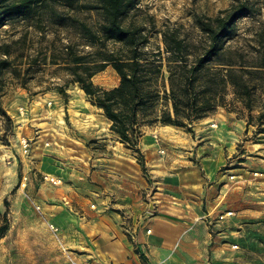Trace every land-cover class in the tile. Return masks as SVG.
<instances>
[{"label":"rangeland","instance_id":"rangeland-1","mask_svg":"<svg viewBox=\"0 0 264 264\" xmlns=\"http://www.w3.org/2000/svg\"><path fill=\"white\" fill-rule=\"evenodd\" d=\"M242 1L253 8V14L238 21L224 54L204 71L203 80L212 81L215 93L204 83L193 91V97L200 99L204 93L214 95L213 108L186 127L167 125L161 117L163 111H172V105L161 100L142 120L136 145L122 142L111 130L112 122L92 103L64 60L67 45L77 55L103 46L98 36L95 47L86 45L83 34L82 23L95 33L99 28L101 17L96 12L56 4L57 17L52 16V8L42 7L32 17L13 19L0 30V45L10 52L9 56L0 53V59L11 63L0 73V100L11 119L0 117V227L8 224L0 239V264H111L107 255L112 242L119 235L131 237L141 209L146 220L167 213V207L158 206L170 203L167 187L175 185L182 170L194 167L204 176L200 146L209 141L213 148L221 144L222 151L232 155L223 169L241 168L242 161L264 157V74L241 73L261 69L264 61V0ZM234 3L138 0L122 24L137 31L136 43L151 58L158 48L164 50L162 33L167 29L200 46L203 34L196 18H214ZM104 46L110 52L126 50L112 41ZM231 60L239 64L237 74L247 82L249 94H236L231 84L220 88L224 63ZM164 71L159 79L162 90L164 84L168 88ZM92 81L111 90L120 84V77L109 65ZM59 115L65 121L62 125ZM24 138L30 144L27 153L21 144ZM47 176L60 182L55 184ZM258 179L261 183L247 189L253 195H246L245 188L235 192L237 203L264 206L260 203L264 180ZM227 198L233 199V191ZM150 201L155 211H150ZM240 219L246 236L243 247H234L239 261L263 264L264 217Z\"/></svg>","mask_w":264,"mask_h":264},{"label":"trees","instance_id":"trees-1","mask_svg":"<svg viewBox=\"0 0 264 264\" xmlns=\"http://www.w3.org/2000/svg\"><path fill=\"white\" fill-rule=\"evenodd\" d=\"M233 1L235 3L230 9L220 12L214 18H196V24L203 34L200 46L180 38L174 29H167L162 33L164 50L158 48L151 58L147 57L144 47L136 43L137 31L122 24V19L138 5V0H0V30L13 19L32 17L42 7L52 8V16L57 17L53 9L56 4L74 10L96 12L101 17L99 28L95 33L82 23L83 34L86 45L95 47L98 36L103 46L87 55H77L67 45V57L64 60L71 64L75 81L92 103L102 109L112 122L111 130L122 142L136 145L141 134L142 120L155 111L161 100L171 102L172 105V111H163L161 117V122L167 125L186 127L203 118L213 108L211 98L214 95L205 97L207 95L204 93L200 99L198 95L193 97V91L204 83L208 91L215 93L212 81L203 80L206 78L204 71L212 61L224 54L226 41L233 36L238 21L253 14V8L246 1ZM108 41L120 43L126 50L121 53L106 51L104 45ZM0 53L10 55L7 46L0 45ZM88 56L94 60L87 61ZM109 65L120 77V84L111 90L97 86L92 81L97 73ZM224 66L220 88L223 90L227 84H231L236 94L244 91L249 94L247 82L242 81L243 77L240 79L241 76L237 74L239 71L236 66L239 64L231 60L224 63ZM10 67L8 59H0V73ZM259 67V70L246 69V72L241 73L264 74V61ZM164 69L168 73V88L164 84L162 90L159 79L164 75ZM0 117L11 121L1 100ZM7 230L8 224L5 222L0 227V239Z\"/></svg>","mask_w":264,"mask_h":264},{"label":"crops","instance_id":"crops-1","mask_svg":"<svg viewBox=\"0 0 264 264\" xmlns=\"http://www.w3.org/2000/svg\"><path fill=\"white\" fill-rule=\"evenodd\" d=\"M211 144L209 141L198 148L205 165L204 176L194 167L182 170L175 185L167 187L170 203L158 206L167 207V213L146 220L145 209H141L134 218L131 237L119 235L112 242V252L107 255L111 264H242L234 248L243 247L242 236H246L240 218H263L264 206L251 208L237 203L240 199H236L235 192L245 188L246 195L254 194L247 189L261 183L258 178L264 180V157L242 161L241 168L223 169L232 155H226L221 144L215 148ZM256 172L262 175L257 178ZM232 191L230 200L227 196Z\"/></svg>","mask_w":264,"mask_h":264},{"label":"built area","instance_id":"built-area-1","mask_svg":"<svg viewBox=\"0 0 264 264\" xmlns=\"http://www.w3.org/2000/svg\"><path fill=\"white\" fill-rule=\"evenodd\" d=\"M49 104L51 105L52 103H49ZM20 111H21L22 114L25 113V109H24V108H21ZM21 144H22V147H23L25 153H27L28 150H29V147H30V144H29L28 139H27V138L22 139ZM260 175H262V174L257 173V172L254 173V176H255V177L260 176ZM231 178H235V177L232 176ZM46 179H47V180H50L51 182H53V183H55V184H58V183L60 182L59 180H57V179L54 178V177H49V176H47ZM227 215H228V216H231L232 213H228Z\"/></svg>","mask_w":264,"mask_h":264},{"label":"bare ground","instance_id":"bare-ground-1","mask_svg":"<svg viewBox=\"0 0 264 264\" xmlns=\"http://www.w3.org/2000/svg\"><path fill=\"white\" fill-rule=\"evenodd\" d=\"M79 91H80V90H79ZM80 92H81V91H80ZM82 93H83V91L81 92V95H82ZM57 120H58V123H60L61 125L64 124V122H65L64 119H63L60 115H59V117H58ZM81 127H82V126H81ZM60 128H61V127H60ZM61 129H62V128H61ZM105 129H106V128H105ZM6 155H7V153H6Z\"/></svg>","mask_w":264,"mask_h":264},{"label":"water","instance_id":"water-1","mask_svg":"<svg viewBox=\"0 0 264 264\" xmlns=\"http://www.w3.org/2000/svg\"><path fill=\"white\" fill-rule=\"evenodd\" d=\"M150 206H149V209L150 211H155V205L153 204V202L150 201Z\"/></svg>","mask_w":264,"mask_h":264}]
</instances>
